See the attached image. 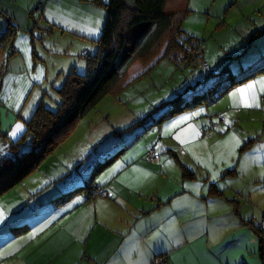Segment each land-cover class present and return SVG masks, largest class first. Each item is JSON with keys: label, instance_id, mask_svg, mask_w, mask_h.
Instances as JSON below:
<instances>
[{"label": "crops", "instance_id": "1", "mask_svg": "<svg viewBox=\"0 0 264 264\" xmlns=\"http://www.w3.org/2000/svg\"><path fill=\"white\" fill-rule=\"evenodd\" d=\"M102 1L0 0V34L9 31V24L15 29L12 42H7L10 57L0 58L5 62L0 71V112L8 121L13 116L11 128L3 127L1 153L24 130L41 99L39 88L47 87L45 62L55 53L51 44L55 28L61 34L81 36L79 49L84 51L101 30L104 14L95 7H102ZM197 1L200 9L209 5V12L227 5L223 13H209L210 19L239 37L227 40L225 51L238 52L252 26L258 25L255 48L264 45V0H189L191 9L195 10ZM76 67L81 70L84 62ZM262 81L264 74L221 95L217 102L225 99L222 120L209 116L208 123V115L185 110L153 126L137 124L138 129L134 130L135 125L124 132L126 137L121 133L124 154L93 181L107 195L84 200L79 192L62 203L56 201V196L77 186L91 187L92 172L82 161L78 171L57 177L53 183L50 180L59 170L73 168L80 160H47L40 166L42 172H34L32 183L15 196L18 203L9 214L0 207V264H160L163 257L166 264H261L258 236L249 222L264 217ZM253 98L259 106H245ZM27 101L29 106H25ZM226 120L229 123L222 126ZM204 129L208 130L205 136ZM115 137H109L108 145L98 153L106 156L119 146L111 140ZM251 139L253 143L240 151ZM150 146L160 153V162L142 158ZM185 167L192 171L190 176L183 175ZM226 171L233 173L222 176ZM42 177L41 185L49 186L35 193Z\"/></svg>", "mask_w": 264, "mask_h": 264}, {"label": "trees", "instance_id": "2", "mask_svg": "<svg viewBox=\"0 0 264 264\" xmlns=\"http://www.w3.org/2000/svg\"><path fill=\"white\" fill-rule=\"evenodd\" d=\"M188 1L109 0L104 4L107 11L106 19L97 38L92 41L91 47L87 48L86 46L83 49L84 67L79 70L77 67L71 66L64 77L58 81V84H53L55 81L50 82L51 87L56 92V97L49 96L46 98L47 94H43L31 117L25 121L24 130L14 141L9 143L6 153L0 152V196L16 186L17 183L31 177L37 169L42 172L40 166L50 158L54 148L71 135L77 120L93 108L105 95L117 92L129 82V80L126 81L128 69L135 60L149 63L151 60L156 61L159 57L167 56L175 63L190 65L196 63V60L202 57L204 49H202L200 41L194 39L193 35L187 36L188 33L182 28V20L188 12ZM9 27V31L0 34V44L2 42H12L15 29L10 24ZM258 31L251 35L250 40H254L253 38L260 35ZM161 48L162 53L160 54ZM151 66L145 69L148 70ZM204 66L206 75L220 74V71L210 70L207 65ZM224 69L226 70V65H224ZM144 70L140 73H144ZM213 71H216V73H213ZM262 74H264V62L244 76L231 79L230 83L224 84L220 89L209 88L208 85L207 89L201 94L193 93L191 97L185 96L182 99L184 103L180 101L172 102L173 105L170 109H166L154 121H149L147 126L143 125L147 118L137 119L130 125L128 130L137 124L141 125L142 128L156 125L159 121L188 110L187 108L195 107L203 101L206 103L217 101L231 87ZM205 130L208 132L207 129ZM119 131H115V135ZM3 137H5L4 132L0 131V140ZM253 141V139L245 141L240 147V151L247 149ZM150 148L154 147H148L143 153L142 158L145 161H148L145 155ZM123 151L124 148H118L117 146L106 156L97 153L95 159L90 157V161H86L84 155L73 168L72 166H66L63 170H59V173L55 172L57 176L55 179L51 178L53 180H50V182L57 183V179H59L57 177L72 175L75 171H78L77 166L78 164L81 165L83 161L90 166L89 169L92 174L89 179L93 185L83 190L77 186V188L64 192L54 199L62 203L76 193L81 192L84 200H89L93 195L92 192L97 188L106 192L101 184H94L93 181L105 167L114 162L119 156H122ZM91 152L88 151L86 154L91 156ZM157 153L159 154L158 162H160V153ZM191 173V170L184 168L183 175L190 176ZM231 173L233 171H226L222 173V176ZM43 180L45 179L43 178L36 186V189L39 190H36L35 193L40 192L45 185L46 187L49 186L48 183L42 186ZM213 190L216 194H222L219 190ZM107 194L109 193L106 192L105 195ZM260 223H264V217L249 222L257 233L258 256L261 264H264V228L260 227ZM158 258L160 257H155V259ZM161 259L162 262L166 260L164 257ZM164 264L166 263L164 262Z\"/></svg>", "mask_w": 264, "mask_h": 264}, {"label": "rangeland", "instance_id": "3", "mask_svg": "<svg viewBox=\"0 0 264 264\" xmlns=\"http://www.w3.org/2000/svg\"><path fill=\"white\" fill-rule=\"evenodd\" d=\"M108 1L109 0H103L102 3L106 4ZM99 5L102 7L95 8L99 9L104 14L100 21L102 22L101 29L106 19L107 11L104 5ZM226 7L227 5L224 10L216 11V9H214L211 10V12L223 13ZM88 10L90 11L89 8ZM193 10L194 9H191L188 3V12L182 20V28L189 33L187 36L193 35L194 39L200 41V45L202 49H204L202 57L199 60H196V63L190 65L175 63L167 56H156L159 57V59L156 61L151 60L149 63L143 62L142 60H135L128 69L126 81L129 80V82L117 92L105 95L93 108L77 120L71 135L63 142H60L50 154V158H48L49 163L52 160H81L84 155L86 161H90V157L95 159L99 149L103 150L108 145L110 140L109 137L114 136L115 131L117 130L120 131L115 135L116 137L111 140L113 144L115 141L117 144L119 143L118 148H121L120 144H123L122 137L118 136L123 133L122 136L126 137L124 132H126L131 123L137 119L142 117L147 118L144 123L147 121H154L161 116L166 109L168 110L172 107V102L180 101L181 103H184L182 99L185 96L191 97L196 91L200 92L195 94H201L207 89L208 85L209 88L215 87L216 89H220L224 84L230 83L231 79H237L244 76L246 73L251 72L257 67V65L264 62V45H260V49L255 48L259 44L260 37L250 40L251 35L261 29L259 25L256 28L252 26L251 33L245 39L243 47H241L238 52H236L237 49L228 52L223 48L224 43L230 38L238 41L239 37L234 35L232 30L221 27L219 22L217 23L215 20L210 19L209 13L211 12H209V5L200 9L197 1L195 4V10ZM234 11L235 9L233 8L232 12ZM238 14L242 16L240 12ZM217 27H219L218 30H216ZM80 32L83 33V31ZM53 34L55 35V38L51 44H54L53 47L55 53L51 58H48L47 61L45 60V63H47L46 65L49 66V73L48 78L46 79L47 87H41L40 89L38 86V94L40 98L43 94H47L46 98L49 96L55 98L56 92L53 87H51L50 81H55L53 84H58V81L64 77L71 64L76 67V65L83 62V51H81V48L79 49L83 43L82 38H80L81 36L67 32L61 34L58 28H55ZM262 39L264 40V34H262ZM0 45L1 47H4V51H0V58H3L6 55L10 57L9 44L2 42ZM91 45L92 41L88 42L87 48H90ZM66 46L70 47L67 51H65ZM243 49L245 50L242 51ZM159 53H162V48ZM233 53H237V55H234ZM14 60V58H11L10 64H14ZM74 63H76V65ZM4 64V60L0 59V71L1 69H5L3 68ZM204 65H207L210 70L217 69L220 71V74L206 75ZM224 65H226V70L224 69ZM148 66L151 67L146 70L145 68ZM142 70H144V73H140ZM244 83H246V81ZM236 86L231 87V89ZM31 97L29 98V101L32 100ZM197 98L199 97L197 96ZM224 102L225 99L220 100V103L217 101L210 103L203 101L195 107L187 109L195 115H199L200 113L208 115L205 119L206 122L210 123L209 116L212 119L215 118V120H219L220 109ZM29 105L30 104L27 101L25 106ZM23 113L24 110L22 114ZM9 117L10 121L4 118L2 112H0L1 132H4L3 127L7 128L12 125L13 116L10 115ZM228 123L229 120H226L221 124L223 126ZM138 125L135 126L134 130L139 128ZM242 126H245L246 128L247 124L244 122L242 123ZM108 135L109 137H106ZM100 141L101 143H99ZM88 151H92L91 156L86 154ZM77 153L80 154L75 157L74 155ZM37 171L39 172V169H37ZM32 177H29V179L26 180V183H28L27 185L25 181H21L10 191L5 192L0 196V207L5 214H9L11 208L18 203L17 200L14 199L15 196H20L24 189L32 183ZM95 195L96 194L93 196ZM4 196L5 202L2 199Z\"/></svg>", "mask_w": 264, "mask_h": 264}, {"label": "built area", "instance_id": "4", "mask_svg": "<svg viewBox=\"0 0 264 264\" xmlns=\"http://www.w3.org/2000/svg\"><path fill=\"white\" fill-rule=\"evenodd\" d=\"M213 73H216V71H213ZM224 117L223 116H220V119L222 120ZM208 134V132L205 130H203V135L205 136V135H207ZM145 158L148 160V161H150V162H158V160H159V154L157 153V151H156V149H154V148H150V149H148V151H147V153H146V155H145ZM92 194L94 195V194H101V195H105L106 194V192L104 191V190H102V189H100V188H97L94 192H92ZM92 195V196H93ZM260 227L261 228H264V223H260ZM158 262L160 263V264H164V262H162L161 260H158Z\"/></svg>", "mask_w": 264, "mask_h": 264}, {"label": "snow or ice", "instance_id": "5", "mask_svg": "<svg viewBox=\"0 0 264 264\" xmlns=\"http://www.w3.org/2000/svg\"><path fill=\"white\" fill-rule=\"evenodd\" d=\"M261 83H264V81H262ZM254 86H255V85H249L248 87H249V88H252V87H254ZM261 91H264V87L261 88ZM245 106H248V107L257 106V107H258L259 104H258V102H256L255 99L253 98V102L250 103V104L246 103ZM13 135H15V133H13ZM2 215H3V213L0 212V216H2Z\"/></svg>", "mask_w": 264, "mask_h": 264}]
</instances>
